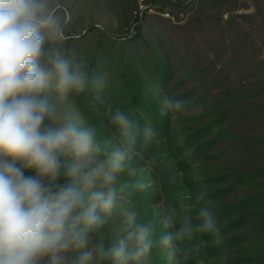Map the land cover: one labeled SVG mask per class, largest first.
<instances>
[{
  "label": "trees",
  "instance_id": "1",
  "mask_svg": "<svg viewBox=\"0 0 264 264\" xmlns=\"http://www.w3.org/2000/svg\"><path fill=\"white\" fill-rule=\"evenodd\" d=\"M104 1L107 21L102 0H56L70 57L84 60L90 76L108 79L75 100L50 92V123L59 126L71 114L112 143L109 109L127 112L141 130L150 124L155 137L138 136L140 157L132 161L136 169L150 167L149 186L133 189L126 172L118 180L129 184L120 196L137 222H146L151 206L178 205L175 188L191 206L179 220L193 225L182 244L194 250L183 264H264V0H143L145 11L140 0ZM165 94L184 101L183 109L162 115ZM205 205L219 240L195 230ZM115 210L103 229L109 245L118 236ZM166 232L156 226L155 239ZM146 264L174 261L157 245Z\"/></svg>",
  "mask_w": 264,
  "mask_h": 264
},
{
  "label": "clouds",
  "instance_id": "2",
  "mask_svg": "<svg viewBox=\"0 0 264 264\" xmlns=\"http://www.w3.org/2000/svg\"><path fill=\"white\" fill-rule=\"evenodd\" d=\"M58 7L56 0H0V264H146L157 245L183 264L182 242L193 225L185 218L176 229L174 207L163 210L161 223L171 231L158 241L156 222L138 223L137 213L125 208V234L106 243L104 226L129 188L118 183L120 174L137 175L138 136L151 140L155 131L150 124L141 130L119 108L109 109L115 143L99 141L95 127L81 126L71 114L59 126L50 123L56 115L50 92L75 100L108 79L107 73L90 76L84 60L70 57ZM184 103L165 94L161 114ZM148 186L142 177L131 184L139 191ZM198 220L197 232L219 240L208 205Z\"/></svg>",
  "mask_w": 264,
  "mask_h": 264
},
{
  "label": "rangeland",
  "instance_id": "3",
  "mask_svg": "<svg viewBox=\"0 0 264 264\" xmlns=\"http://www.w3.org/2000/svg\"><path fill=\"white\" fill-rule=\"evenodd\" d=\"M142 2H143V0H140V3H141L140 10L141 11H145L147 9V7L144 4H142ZM102 3H103V5H101L102 6L101 18L104 19L103 21H107V20H109L107 18V16H109L108 15V9L106 7V4H105L106 2L104 0H102ZM148 11H149L150 14H155L154 13L155 12L154 10H148ZM166 15L167 14L164 15L165 18H168ZM169 18H170V16H169ZM112 19H114V18L113 17H110V20H112ZM114 25H115V22H114ZM135 157H140V155L136 151H135V155L133 156V158H135ZM152 176H153V174H152V171H151L150 167H148L147 165L139 166L138 169H137V175L135 177H131V184L134 183V181L136 179H139L141 177L145 181L147 179L149 180L150 177H152ZM172 194L174 196V199H178V200H181V201L183 200V194L179 193L177 189L173 188V190H170V195H172ZM181 201H180V203L178 205H174L173 206L176 209V212H177L176 223H175L176 229H179L181 227V223L182 222L179 223V220H180L181 216L183 214H185V211H186V209H183L185 206L182 205L183 203ZM124 202H126V201L123 200L122 197H121V199L118 200L117 207H116V210L114 212L116 217H114L115 218L114 221L111 220L112 221V223H111V229L115 230V228H116L117 231H118L116 233V235H118L117 238L119 236H122L123 233H124V231H123V223H122L123 217L121 216V211H122V209H125V208L129 209L130 208L129 204H127V202L126 203H124ZM166 207L167 206L164 205V204H159V205L151 206L150 213L149 214L146 213V215H145V218H146V222L145 223L154 220L156 222V226H159L161 228H164L163 225H162V223H161V220H162L163 214H164V211L163 210ZM138 218H139V216L137 215V218L136 219H138ZM165 230L166 231H171V229H165ZM185 239L189 241L192 238L191 237H186ZM182 248H186V245L185 244H182ZM192 250H194V249L191 248V249L187 250V252L188 251H192ZM187 252L185 251V253H187ZM163 253L164 254L167 253V250L164 249V248H163Z\"/></svg>",
  "mask_w": 264,
  "mask_h": 264
},
{
  "label": "built area",
  "instance_id": "4",
  "mask_svg": "<svg viewBox=\"0 0 264 264\" xmlns=\"http://www.w3.org/2000/svg\"><path fill=\"white\" fill-rule=\"evenodd\" d=\"M167 17H169L168 15H166Z\"/></svg>",
  "mask_w": 264,
  "mask_h": 264
}]
</instances>
